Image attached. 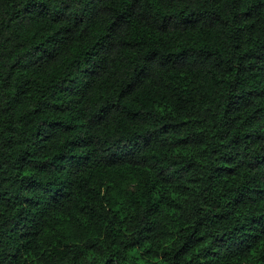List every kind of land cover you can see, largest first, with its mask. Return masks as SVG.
<instances>
[{
    "label": "trees",
    "instance_id": "16d2710c",
    "mask_svg": "<svg viewBox=\"0 0 264 264\" xmlns=\"http://www.w3.org/2000/svg\"><path fill=\"white\" fill-rule=\"evenodd\" d=\"M0 264H264V0H0Z\"/></svg>",
    "mask_w": 264,
    "mask_h": 264
}]
</instances>
